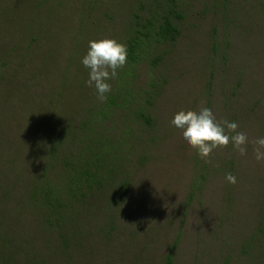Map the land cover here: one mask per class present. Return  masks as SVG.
<instances>
[{
  "label": "rangeland",
  "instance_id": "374dc122",
  "mask_svg": "<svg viewBox=\"0 0 264 264\" xmlns=\"http://www.w3.org/2000/svg\"><path fill=\"white\" fill-rule=\"evenodd\" d=\"M156 10L171 13L180 35L155 53L157 67L149 60L129 79L132 117L118 112L108 127L111 135L124 125L134 133L123 172L130 186L113 222L92 223L96 231L113 223L112 239L95 237L72 264H166L174 244L173 264H264V162L251 143L264 136V0H0V240L12 247L9 258L14 238L30 257L45 250L35 211L22 190L14 192V153L18 140L29 143L28 112L46 107L57 116L52 100L77 116L83 97H96L80 62L88 42L124 44L132 14ZM139 106L149 110L150 127L134 120ZM203 107L239 125L247 157L229 144L206 162L185 144L171 120ZM228 173L236 184L226 182Z\"/></svg>",
  "mask_w": 264,
  "mask_h": 264
},
{
  "label": "trees",
  "instance_id": "16d2710c",
  "mask_svg": "<svg viewBox=\"0 0 264 264\" xmlns=\"http://www.w3.org/2000/svg\"><path fill=\"white\" fill-rule=\"evenodd\" d=\"M172 4L171 12H175L177 4ZM168 13L156 10L149 12L148 17L132 14L133 21L129 23L124 42L128 50L127 64L122 69L123 76L114 81L105 102L97 99L94 90L96 97L85 95L77 116L69 114L71 108L66 105L56 109L53 106L61 105L52 100L48 106L57 116L45 114L46 107H34L28 112L26 138L29 143H25L24 138L18 140L19 151L14 153V192L22 190L35 211L38 227L43 228L46 235L45 250L30 257L14 238L13 260L9 258L12 247L0 240V264H72L79 255L86 257L95 237L112 239L113 223L109 230L99 231L92 223L105 216L112 222L115 220L116 206L123 200L120 196L130 186L123 172L135 138L132 129L122 120L126 130H112L114 135L108 124L121 111L126 119L132 117L126 113L133 102V95L127 88L131 83L129 79L149 60L152 67H157L161 59L155 53H160L163 45L177 41L180 31ZM63 75L61 89L64 90L70 70ZM158 87L150 83L151 90ZM151 90L145 91L147 100L155 98ZM132 115L144 126L150 127L153 123L146 107L139 106ZM198 188L194 186V190ZM262 233L260 231L259 235ZM176 245L167 255L166 264H173Z\"/></svg>",
  "mask_w": 264,
  "mask_h": 264
},
{
  "label": "clouds",
  "instance_id": "9594fccd",
  "mask_svg": "<svg viewBox=\"0 0 264 264\" xmlns=\"http://www.w3.org/2000/svg\"><path fill=\"white\" fill-rule=\"evenodd\" d=\"M127 46L115 39L101 38L88 42L86 54L81 58V64L88 70L86 85L94 88L97 99L103 103L112 92L113 80L118 78V70L127 64ZM171 125L181 132L185 144L194 149L196 154L206 162L217 148L229 146L241 157L248 154V136L238 131L239 125L234 121H218L212 110L203 107L194 112L179 111L174 114ZM254 144L255 160L264 162V136L258 137ZM229 184H236L237 178L231 173L225 175Z\"/></svg>",
  "mask_w": 264,
  "mask_h": 264
}]
</instances>
